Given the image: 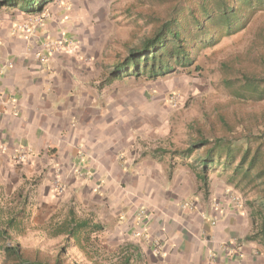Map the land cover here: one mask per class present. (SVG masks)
Masks as SVG:
<instances>
[{"label":"rangeland","instance_id":"1","mask_svg":"<svg viewBox=\"0 0 264 264\" xmlns=\"http://www.w3.org/2000/svg\"><path fill=\"white\" fill-rule=\"evenodd\" d=\"M187 1L51 0L43 15L30 16V20L24 11L0 2V14L21 20L16 33L28 42L33 33H42L39 26L46 19V37L40 40L36 53V60L46 68V76H55L57 70L50 71L51 59L63 55L72 63L81 60L82 76L92 77L96 82L92 95L97 100H93L92 107L87 100L89 109H85L89 112L87 116L92 117L87 119L83 115L78 121L70 150V153L74 150V154L70 158L63 153V162H72L70 167L84 175L91 174L90 170L83 169L86 165L81 162V157L86 156L88 161L94 162V171L99 163L120 162L122 166L130 163L136 171V165H140L146 178L163 175L166 181V177L175 172L188 186L182 185L177 196L183 197L187 190L192 192L179 203L185 212L179 209H170L171 215L164 212L165 226L171 228L168 231L164 224L151 228L148 217L153 211L140 205L127 215L124 211V215L117 217L114 214L119 209L113 212L80 209L76 204L70 205V199L63 205L58 196L64 192L66 183L59 176L49 180L48 191L52 189L55 193L50 191L56 208L48 209L46 196L29 195L31 190L37 189L39 177L28 176L12 194L5 195L4 190H0V231L6 229L4 236H0V264H10V247L17 248L22 257L38 258L46 264H54L55 259L61 264H264V245L246 238L253 230L251 208L247 203L258 199L255 189L245 186V182L239 186L230 183L227 173L220 172L221 168L206 171L208 179L203 185L196 176L201 167L194 163V157L175 155L182 154L198 139V129L204 138L221 137L229 140L233 147L244 146L245 138L251 137L250 146L253 148L258 143L264 153V99H240L222 81L225 78L239 81L242 71L264 75L260 62L264 59V9L255 10L242 30L200 49L191 66L175 67L174 71L153 79L127 75L110 80L114 66L111 63L121 61L148 38L166 17L171 4ZM222 63H230L232 67L223 69ZM86 65H91L92 70H85ZM86 82L90 83V79ZM86 94L91 95L89 87ZM79 139L87 145L94 143L91 149L101 158L97 159V164L82 147L84 145L76 142ZM53 156V152L46 155V173L57 164ZM57 157L60 160L61 155ZM27 158L26 151L13 157L24 162ZM113 169L118 171L114 166ZM237 178L235 181L239 180ZM136 184L134 181L126 186ZM93 185L99 190L102 182ZM139 186L133 188L139 189ZM110 187L107 188L109 193L122 194L117 184ZM125 189L128 191L127 187ZM221 190L235 209H222L225 218L218 223L215 222L218 216L208 212L214 224L212 233L208 232L211 237L207 239L206 229L199 230L203 215L192 213L198 211L193 203ZM199 193L200 197L194 200L193 194L198 196ZM125 195L123 193L122 200ZM253 209H257L255 204ZM9 218L14 220L10 226L7 225ZM70 219L86 220L89 226L99 224L102 230L93 232L85 228L69 236L63 227Z\"/></svg>","mask_w":264,"mask_h":264},{"label":"crops","instance_id":"2","mask_svg":"<svg viewBox=\"0 0 264 264\" xmlns=\"http://www.w3.org/2000/svg\"><path fill=\"white\" fill-rule=\"evenodd\" d=\"M45 9L44 7L40 15L46 12ZM28 16L27 18L30 20L31 15ZM19 18L23 20L22 16ZM20 22L21 20L0 14V96L2 95L0 98V190L3 189L5 195L12 194L16 187L25 181L26 177L35 174L39 177V183L38 186L36 185L37 189L31 190L29 195L33 198L46 196L48 209H55V197L50 194V191L55 193L52 189L48 191L51 185L49 180L59 176V179L66 183L64 192L58 196L63 205L70 199V205L76 204L80 209H110L111 212L119 209L114 217L120 216V214L124 215V211L127 215L134 207L138 209L140 205L141 208L145 207L143 209L153 211L148 217L151 228L164 224L165 229L170 231L171 228L168 225L165 226L164 212L170 213L174 209L181 210L180 201L192 194L190 190H187L183 197L177 196L178 191L182 190V185L186 186L179 174L174 172V175L172 173L166 177V181H163V175L153 178L149 175L146 178V175L142 174V169L140 170V165H136L137 171L133 170L135 168L132 169L130 163L124 164V166L120 162L107 163L108 165L99 163L98 166L96 165L97 159L101 158L100 154H96L97 151L95 153L91 149L94 143L89 142L87 145L80 139L76 142L80 145L83 144L82 147L86 149L88 155L90 154L96 159L97 170L94 171L92 167L94 162L92 159L88 161L87 156L86 158L81 157V160L83 159L81 162L86 165V168L83 166V169L91 171L89 175L72 169L70 167L72 162H63V153L70 158L74 154V150L70 153L75 141L73 131L75 132V129L78 128V121L82 116H87L89 113L85 111V109H89L87 100L91 107L93 100L94 102L97 100L92 95V87L96 82L92 81V77L82 76L84 65L80 63L81 60H75L72 63V61L66 60L63 55L51 59L50 71L56 69L55 76H51L52 74L46 76V68L36 60L38 46L41 44L40 40L46 37V19L39 26L42 33H33L29 42L20 33H16ZM76 58L79 59L81 56ZM113 64L114 62L111 63V65ZM88 66L86 65L84 69L92 70V66ZM89 79L90 83L86 82ZM86 83L87 85H85ZM88 87L91 95L86 94ZM84 103L85 107H83ZM91 117L92 115L89 114L87 119ZM24 151L28 153L27 162L13 159L18 152ZM52 152L57 169L54 165L50 168V172L46 173V155L48 156ZM59 154L62 157L60 160L57 157ZM50 162L47 161L48 164ZM113 166L118 168V171H115ZM160 178L163 179L160 180ZM134 181L141 185L139 189L133 188L137 184L132 187L126 186L129 182L132 184ZM94 182H102V185H98L101 187L99 190L94 187ZM115 184L118 185V190H121L122 194L115 196L114 193H109L107 188H111L110 185ZM125 187L128 188V191ZM142 187L144 189H141ZM186 187L188 188V186ZM123 193H126V197L122 200ZM197 195L193 194L194 200L200 197V193ZM223 195L224 192L221 190V193L209 194L205 199L194 201L193 204L198 211L195 210L192 213L197 212L199 217L203 215L200 220L202 219L204 224L201 221L199 230L203 228L207 233L209 231L212 233L211 225L214 222H210L211 216H218L219 219L215 221L218 223L225 218L222 216V209H235L229 205L228 199ZM120 199L122 201L116 207L115 205ZM205 209L209 211H205ZM182 211L185 212L181 210V213ZM205 212L206 214H202ZM208 212L212 215L207 216ZM208 236L211 237L209 233L206 236L207 239Z\"/></svg>","mask_w":264,"mask_h":264},{"label":"trees","instance_id":"3","mask_svg":"<svg viewBox=\"0 0 264 264\" xmlns=\"http://www.w3.org/2000/svg\"><path fill=\"white\" fill-rule=\"evenodd\" d=\"M49 1L51 0H0L3 5L16 7L34 18L40 15ZM263 9L264 0H189L183 4H171L168 14L151 35L137 48L130 50L125 58L114 63L110 80L127 75L135 78L144 75L153 79L174 71L175 67L191 66L195 63L200 49L211 47L221 37L242 30L254 11ZM260 62L264 66L263 58ZM221 65L223 69L232 67L230 63ZM240 75L239 81L225 78L222 80L223 84L240 99H264V75L249 71H242ZM197 135L198 139L189 144L182 154L175 155L183 158L194 157V163L201 167L196 176L203 185H206L208 179L206 171L221 168L220 172L227 173L230 183L235 182L239 186L245 182V186L251 185L255 189L258 199L247 203L251 208L253 230L246 238L264 245V153L260 146L257 143L252 148L251 137L245 138L244 146L233 147L229 140L221 137L204 138L199 129ZM237 177L239 180L235 181ZM254 204L257 209H253ZM12 219L9 218L8 226L14 223ZM88 226L89 222L86 220L78 222L70 219L63 229L69 236H75L85 228L93 232L102 230L99 224ZM5 233L6 229H3L0 236ZM8 250L10 264H46L38 258L22 257L15 247ZM54 264L61 263L59 259H55Z\"/></svg>","mask_w":264,"mask_h":264},{"label":"built area","instance_id":"4","mask_svg":"<svg viewBox=\"0 0 264 264\" xmlns=\"http://www.w3.org/2000/svg\"><path fill=\"white\" fill-rule=\"evenodd\" d=\"M14 158H15V156H14ZM17 159H19L20 157H16Z\"/></svg>","mask_w":264,"mask_h":264}]
</instances>
